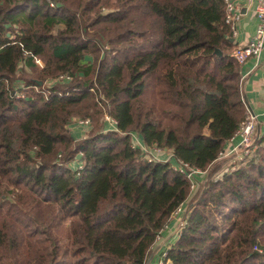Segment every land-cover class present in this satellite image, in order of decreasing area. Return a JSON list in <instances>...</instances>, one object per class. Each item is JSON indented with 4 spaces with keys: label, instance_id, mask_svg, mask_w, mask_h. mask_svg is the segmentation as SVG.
I'll return each mask as SVG.
<instances>
[{
    "label": "trees",
    "instance_id": "obj_1",
    "mask_svg": "<svg viewBox=\"0 0 264 264\" xmlns=\"http://www.w3.org/2000/svg\"><path fill=\"white\" fill-rule=\"evenodd\" d=\"M225 15L224 0H0V264H147L189 200L164 264H264V137L236 171L218 161L246 115ZM76 118L92 122L79 140ZM131 133L205 182L191 194Z\"/></svg>",
    "mask_w": 264,
    "mask_h": 264
},
{
    "label": "built area",
    "instance_id": "obj_2",
    "mask_svg": "<svg viewBox=\"0 0 264 264\" xmlns=\"http://www.w3.org/2000/svg\"><path fill=\"white\" fill-rule=\"evenodd\" d=\"M257 1V15L259 17V25L256 30L255 36L253 39L244 45L237 46L234 48L231 56L234 58L238 65H243L248 59L255 58L258 59L262 51L264 50V0ZM226 5V15H225V24L229 26L231 30V39L236 38L238 24L241 20V13L236 8L234 0H224ZM53 6V4H51ZM36 63L43 68V63L40 59L36 58ZM61 79H69V77L62 76ZM48 86H51L52 83H48ZM241 93L242 87L240 83ZM21 97V96H18ZM243 104L246 109L245 119L239 126V129L235 133L234 137L230 140V145L226 147L223 151L220 152L218 161H226L225 172H234L236 171L241 163L246 159L252 157L259 148L257 136V125L258 120L255 113L249 107L247 101L244 99L242 94ZM105 120L109 127L112 130H116L117 121L113 118H110L108 115L105 116ZM82 128L86 129L89 132V129L92 125V122L89 119L77 120ZM87 132V133H88ZM131 143L132 149L138 151L142 156L150 163L163 162V163H172L174 170L184 175L190 182L191 194H193L198 187L200 186V179L207 175V171H202L198 168H192L188 163L184 161H178L174 159L173 152L168 159H162V155L168 151L167 149L160 148L158 146L149 147L147 146L138 133H131ZM239 138V142L235 143V139ZM228 143V144H229ZM170 151V150H169ZM82 161L77 159V163H74V167L77 171L82 170L83 165ZM232 170V171H231ZM222 174L220 173L215 178L222 179ZM188 202V201H187ZM187 202L182 204L172 215L171 221L179 220L181 217L180 230L187 224V215L190 209L186 208ZM186 215L184 218L182 215ZM171 223V222H170ZM169 226V225H168ZM166 226L165 230L168 228ZM164 230V231H165ZM167 253H164L163 260H165ZM164 263V262H163ZM162 262L160 264H163Z\"/></svg>",
    "mask_w": 264,
    "mask_h": 264
},
{
    "label": "crops",
    "instance_id": "obj_3",
    "mask_svg": "<svg viewBox=\"0 0 264 264\" xmlns=\"http://www.w3.org/2000/svg\"><path fill=\"white\" fill-rule=\"evenodd\" d=\"M234 4L241 13L237 36L232 42L234 48H236L237 46L249 43L253 39L259 25V17L257 15L258 4L256 0H234ZM239 74L243 97L257 116V136L261 139L264 137V50L258 59L250 58L243 65H239ZM85 132L87 133V130ZM71 133L77 140L84 137L82 128L78 129L76 125L72 128ZM234 142H239V138H236ZM229 145L230 143L227 147ZM170 155L171 151L168 150L162 155V158L168 159ZM185 216V214L182 215L183 218ZM176 223V220L171 221L168 228L163 232V236H166L167 243L173 242L175 235L178 233L176 232L177 227L174 228ZM168 233L172 234L169 235ZM163 249V246L159 248L156 255L150 259V264H157L158 254Z\"/></svg>",
    "mask_w": 264,
    "mask_h": 264
},
{
    "label": "rangeland",
    "instance_id": "obj_4",
    "mask_svg": "<svg viewBox=\"0 0 264 264\" xmlns=\"http://www.w3.org/2000/svg\"><path fill=\"white\" fill-rule=\"evenodd\" d=\"M41 61H42V60H41ZM42 63H43V61H42ZM43 66H44V63H43ZM77 120H82V119H79V118L74 119V120H73V123H72V125H71V127H70V130H72V128H73L75 125L78 127V129L82 128V126H80L79 122L76 123ZM86 129H87V128H86ZM86 129L83 130V128H82V132H84V137L87 135V133L85 132ZM87 130H88V129H87ZM87 132H88V131H87ZM258 141H259V140H258ZM258 145H259V142H258ZM170 151H171V150H170ZM162 159H163V158H162ZM164 160H165V159H164ZM245 161H246V160H245ZM239 167H240V166H239ZM72 168H73V167H72ZM231 171H232V170H231ZM218 175H219V174H218ZM218 175H217V176H218ZM205 178H206V176H204L203 178L200 179V184H201L202 182H205ZM218 180H220V179H217V178H216V181H218ZM221 180H222V179H221ZM189 202H190V200L187 202L186 207H187V209H190V210H189V212H190L191 209H192V207L190 206ZM188 214H189V213H188ZM187 217H188V215H187ZM178 221H181V217L179 218V220H177V223L174 225V228L177 227V231H176V232H179V230H180L179 227H181V226H180V223H178ZM71 222H72L71 219H68L67 222H66L65 224H63L65 230L68 229V227H69V225H70ZM63 232H64V229L60 231V233H63ZM163 232H164V231H163ZM163 232H162V234H160V235L158 236V238H157V242H156L155 246H154L153 249H152L151 257H150L149 260L147 261V262H149V264H150V261H151L150 259H152L154 255H156V253L158 252L159 248H161L162 246L164 247V249L162 250V252H159V254H158V261H157V264H160L161 262H162V263H163V262L165 263V260H163L164 253H166V251H167L168 249L172 248V246L176 243V241H177L178 238H179V235L176 234V235H175V238L173 239V242L171 241V242H168V243H167L166 236H165V237L163 236ZM172 233H173V232H172ZM172 233H168V234L170 235V234H172ZM60 237L63 238L62 235H60ZM164 263H163V264H164ZM147 264H148V263H147ZM155 264H156V263H155Z\"/></svg>",
    "mask_w": 264,
    "mask_h": 264
},
{
    "label": "water",
    "instance_id": "obj_5",
    "mask_svg": "<svg viewBox=\"0 0 264 264\" xmlns=\"http://www.w3.org/2000/svg\"><path fill=\"white\" fill-rule=\"evenodd\" d=\"M231 42H233V39H231ZM216 54L218 55V56H222L223 54H222V52L220 51V50H217L216 51ZM40 85H42V83L40 82ZM148 264H149V262H147Z\"/></svg>",
    "mask_w": 264,
    "mask_h": 264
}]
</instances>
